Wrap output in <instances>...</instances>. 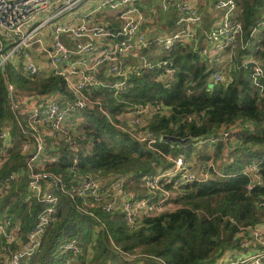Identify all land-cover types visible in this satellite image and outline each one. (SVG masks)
<instances>
[{"label":"built area","instance_id":"built-area-1","mask_svg":"<svg viewBox=\"0 0 264 264\" xmlns=\"http://www.w3.org/2000/svg\"><path fill=\"white\" fill-rule=\"evenodd\" d=\"M85 1L88 0H0V71L9 110V116L0 124V169L14 163L0 178V195H7L12 185L21 181L24 183L20 192L22 201L42 205L25 233L20 220L12 213L7 210L0 213V264H31L30 259L40 248L45 229L56 219L61 197L70 199L75 209L93 220L96 224L94 233L107 231L98 210L119 212L127 229L132 231L145 217L172 209V205H176L174 200L182 196L186 185L204 183L214 174L221 175L212 160L193 168L183 153L165 155L170 164L142 175L137 185H132L133 176L127 172L103 175L80 171L76 155L65 166V173L47 170L48 163L57 162L64 154L60 142L71 146L70 133L76 132L82 109L98 107L109 118L102 104L92 98V89L112 90L114 95L126 93L130 88V75L149 70L158 72V80L173 81L176 69L171 67V60L165 55L179 43L199 52L210 66L216 64V69L210 72V82L229 80L217 63L228 64V67L239 62V67L250 68V79L258 97L264 95V69L258 56L262 50V38L258 34L264 29V20L251 28L246 37L242 23L236 17L238 9L233 0H210L213 9L219 13L216 24L210 27L203 25L201 11L188 0H150L149 7L142 3L143 0H99L95 7L78 14V24L72 18L58 21L76 12ZM44 12L46 15L37 21ZM163 13H169V16L160 22ZM104 15L113 16L115 24L110 20L102 22ZM45 28L49 29V45L41 36ZM63 36L77 46L65 43ZM34 49L48 59L49 75H42ZM8 64L26 79L59 77L68 94L58 90L40 94L16 89L6 74ZM101 65L106 66L105 76L99 74ZM18 90L27 92L22 102L18 100ZM163 109L159 103H134L118 116L123 123L109 119L132 139L157 149L156 143L161 141V136L155 137L148 129V123ZM186 118L190 120L192 115ZM239 125L236 122L222 126L215 137L199 140L194 145L200 148L222 143L217 164L229 162L232 157L228 140ZM71 149L75 150L74 147ZM16 150L22 157L20 161L13 158ZM242 172L251 178L247 192L256 185L264 186L258 160H250ZM133 186L140 187L141 192L132 190ZM258 205L264 204L259 202ZM259 226L240 230L241 241L259 243L251 259L228 264H264V231ZM111 243L125 259L132 260L137 256L125 253L113 241ZM56 255L62 256L60 264H80L78 256L89 259L92 250L87 246L83 254L82 247L75 241H64Z\"/></svg>","mask_w":264,"mask_h":264},{"label":"trees","instance_id":"trees-1","mask_svg":"<svg viewBox=\"0 0 264 264\" xmlns=\"http://www.w3.org/2000/svg\"><path fill=\"white\" fill-rule=\"evenodd\" d=\"M233 1L238 9L236 17L247 37L250 29L264 20V0ZM258 36L262 38V50L258 56L264 69V29ZM165 56L176 69L173 81L158 80L155 70L139 71L130 75V88L126 93L114 95L112 90L92 89V98L97 99L109 118L117 122H121L118 116L134 103H159L165 110L170 109L169 115L158 113L149 120L148 129L155 137L163 134L180 137L211 135L216 134L222 125L238 122L241 124L237 131L240 143L231 147V161L217 164L224 146L222 143L213 146L212 155L203 157H199L200 149L208 146L198 148L193 142L179 145L161 140L156 143L157 149H151L115 127L98 107L82 109L80 113L84 120L79 127L82 132L78 135V131L70 133L71 146L60 142L64 154L57 162L48 163L47 170L65 173V166L76 155L80 171L103 175L127 172L137 184L142 175L170 164L165 155L197 153V162L211 159L221 175L214 174L204 183L186 185L182 196L174 200L178 205L176 209L145 217L132 231L127 229L119 212L98 210L96 212L106 223L107 231L94 233L96 224L93 220L75 209L70 199L61 197L56 219L45 229L42 244L31 257V264H56L58 261L60 264L62 256L56 254L64 241H75L82 247L83 254L90 246L91 257L78 256L80 264H212L227 250L239 246L241 228L258 225L264 228V205H258L259 202L264 204V186L256 185L247 192L246 186L251 178L242 172L246 163L256 159L264 181V95L258 97L250 79V68L239 67L238 62L229 68L234 75H228L227 82H210L214 66L189 46L177 43ZM11 73L12 77H7L18 88L40 94L56 90L68 94L59 77L30 80L15 70ZM7 95L1 76L0 122L9 116ZM190 114L192 118L188 120L186 117ZM73 147L75 150L71 149ZM13 164L8 163L0 169V178ZM23 187L24 183L20 181V184L12 185L7 195H0V213L5 210L12 213L20 220L25 233L42 205L23 202L20 196ZM12 197L16 199L9 205ZM213 201L216 205L211 207ZM200 209L207 214H200ZM112 241L123 252L140 256L125 259L113 248Z\"/></svg>","mask_w":264,"mask_h":264},{"label":"crops","instance_id":"crops-1","mask_svg":"<svg viewBox=\"0 0 264 264\" xmlns=\"http://www.w3.org/2000/svg\"><path fill=\"white\" fill-rule=\"evenodd\" d=\"M151 1L150 0H143L142 3H146L148 5V7H149V5L151 4ZM188 1L190 3H193L194 5H196L198 7V9L201 11L202 18H203V25L205 27L214 26L216 24V17H218L219 13L218 12L216 13L215 9H213L210 0H188ZM97 2H99V0H88V1H85L83 3L82 7L80 9H78L76 12L71 13V14L67 15L64 18H60L58 21L64 22L66 19H71L72 18V20L74 19V23L78 24L79 20L76 19L78 17V14H81L83 11L91 8L93 3L97 4ZM168 16H169V13H163L162 16H161V21L160 22L164 21V19H166ZM108 20H110L113 24H115V19H114L113 16L104 15V16L101 17V21L102 22H106ZM63 38H64V42L65 43L70 44L71 46H72V44H74V43H71L73 41H71L67 37L63 36ZM43 40H44V43L46 45L50 44L51 38H50V35H49V29L47 30V32H45ZM33 53L35 55V58H36L38 64L40 65V67L42 69L41 70L42 71V75L43 76L49 75L50 74V64H49L48 59L45 57V55L38 53L35 49L33 50ZM105 67H106L105 65H101L99 67V74L101 76H105L107 74V72L105 71ZM217 67L220 70H222V71L225 70L224 72L227 75L225 66H224V64L222 62L221 63L220 62L217 63ZM107 77L110 78V76H107ZM17 94H18V97H19L18 98L19 102H22L24 100V98H25L24 96L27 94V92L25 90H18ZM47 140H49V138H47ZM192 156H193V154H192ZM245 252L246 253H243L244 255H246L248 252H249V254H250V252L253 253L254 250H250V251L246 250ZM230 254H232V253H228V254L223 255L222 257L218 258L212 264H217V263L218 264H223V263H226V261L228 260L226 257H228Z\"/></svg>","mask_w":264,"mask_h":264},{"label":"rangeland","instance_id":"rangeland-1","mask_svg":"<svg viewBox=\"0 0 264 264\" xmlns=\"http://www.w3.org/2000/svg\"><path fill=\"white\" fill-rule=\"evenodd\" d=\"M101 1V0H100ZM97 4H94L93 3V5H92V7H95ZM150 6V5H149ZM46 15V13L44 12V13H42L40 16H39V18H38V20L37 21H39V19H41V18H43L44 16ZM47 28H45V29H43L42 31H41V36L42 37H44V34H45V32H47ZM73 46H77L76 44H72ZM227 65L228 64H226V72H227V78L229 77L228 75H234L233 73V71H231V69H229L231 66H228L227 67ZM214 68H216V64L214 65ZM12 70H13V68H12V66L10 65V64H8L7 65V71H6V73H7V75H8V77L10 78V77H12ZM232 72V73H231ZM0 79H1V71H0ZM229 79V78H228ZM14 86H15V88L16 89H21V88H18L17 86H16V84H14ZM162 113H165V114H170V109H164L163 110V112ZM161 113V114H162ZM78 117H80L81 118V121H80V123L78 124V126H77V129H76V132L78 131L79 133H77V135L78 134H80L81 132H80V125L82 124V121L84 120V116H82V114L80 113V115L78 116ZM2 123V121L0 122V124ZM222 126H224V125H222ZM222 126H220L219 127V129H218V131L220 130V128L222 127ZM226 126V125H225ZM239 128H237L236 130L234 129V133H233V135H231L232 136V138L230 139V140H228L229 141V146L228 147H232L233 146V148L235 147V146H237L238 145V143H240V141L238 140V137H237V131H239L240 130V125L238 126ZM205 146V145H204ZM208 147H205V148H201L200 149V153H199V157H203V156H205V155H212V153H213V146L212 145H207ZM196 147V146H195ZM255 148H258L257 146L255 147ZM19 153H20V150H19ZM186 154H188V153H186ZM197 155V156H196ZM188 156V158H189V161H190V164L192 165V167L193 168H198L199 167V164L202 166V165H205L208 161H210V160H208V161H204V159H202L201 161L202 162H197L195 159H196V157H198V154L196 153V154H194L193 156H195V158H193L192 156H191V154L190 155H187ZM13 158H14V160L15 161H20L21 159H22V157H19L18 156V151L16 150V151H13ZM195 161V162H194ZM163 163H165V161H163ZM216 169H217V167H216ZM219 169V168H218ZM140 181V180H139ZM137 184H139V182L137 183ZM137 184H135L134 182H132V185H137ZM140 188V187H139ZM139 188H137V186H133L132 187V190H135V191H140V189ZM141 192V191H140ZM17 197V196H16ZM16 198H10L9 199V201H8V204L10 205L11 204V202H13L14 200H15ZM216 205V202H212L211 203V207H214ZM178 207V205H172V209H170V210H168V211H172L173 209H176ZM199 213L200 214H203V213H206V211H204L203 209H200L199 210ZM207 214V213H206ZM210 215V214H209ZM262 228V230L264 231V228L263 227H261ZM238 244H239V246L238 247H235L234 249H232V250H227L224 254H222V256L223 255H225V254H228V253H232V254H230L228 257H226L228 260L226 261V263H223V264H228V263H230V262H235V261H239V260H241V259H244V258H246V261H249L250 259H251V255H253L254 253H255V251L257 250V248L259 247L258 246V243L257 242H252V243H247V242H243V241H241V240H239L238 241ZM246 250H248V251H250V250H254V252L252 253V252H250V254H249V252L246 254V255H244L243 253H246L245 251ZM136 255H137V257L138 256H140V254H137V253H135ZM221 256V257H222ZM136 258V257H135ZM56 264H59V261L56 263ZM218 264V263H217ZM237 264H239V263H237Z\"/></svg>","mask_w":264,"mask_h":264},{"label":"water","instance_id":"water-1","mask_svg":"<svg viewBox=\"0 0 264 264\" xmlns=\"http://www.w3.org/2000/svg\"><path fill=\"white\" fill-rule=\"evenodd\" d=\"M216 134H211V135H200V136H191L187 135L185 137H180V136H175V135H170V134H163L161 135V140L169 142L171 144H179V145H186L189 142H197L199 140L208 138V137H215Z\"/></svg>","mask_w":264,"mask_h":264}]
</instances>
